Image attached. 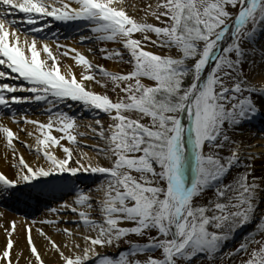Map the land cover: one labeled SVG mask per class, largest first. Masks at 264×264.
<instances>
[{
    "label": "snow or ice",
    "instance_id": "6c2138e0",
    "mask_svg": "<svg viewBox=\"0 0 264 264\" xmlns=\"http://www.w3.org/2000/svg\"><path fill=\"white\" fill-rule=\"evenodd\" d=\"M78 21L93 34L81 36L82 43L117 45L99 48L101 58L131 70L109 71L65 48L63 55L74 53L85 71L79 80L74 73L62 74L49 45L36 36L56 38L58 32L51 31L56 22ZM261 37L264 0H158L146 7L129 0H0V144L10 169V174L0 170V204H39L57 191L69 197L57 201L52 195L42 218L29 220L25 214L22 221L0 223L5 235L0 264H46L33 228L54 264H92L93 258L97 264H191L197 257L214 261L241 253L239 264H264V210L257 215L264 192V131L259 143L243 138V125L264 114V67L247 59L255 53L245 47ZM148 45L175 49L176 55L153 52ZM260 54L264 58V51ZM86 82L106 91L89 90ZM109 83L116 101L107 94ZM67 100L109 117L106 124L96 119L88 126L104 142L102 148L88 147L102 153L108 166L79 151L77 136L85 133L75 117L56 110ZM29 103L49 106L46 122L19 114L16 106ZM18 144L35 160H26ZM257 148L261 151H253ZM80 174L105 179L95 187L69 183ZM209 192L207 203H200ZM37 224L54 229L62 240ZM250 224L254 227L238 245L224 252ZM132 235L147 242H132ZM122 241L127 248L117 258L96 251L119 248Z\"/></svg>",
    "mask_w": 264,
    "mask_h": 264
},
{
    "label": "bare ground",
    "instance_id": "6f19581e",
    "mask_svg": "<svg viewBox=\"0 0 264 264\" xmlns=\"http://www.w3.org/2000/svg\"><path fill=\"white\" fill-rule=\"evenodd\" d=\"M147 2H148V0H129V4L130 5L132 3H135L137 5V7H146V3ZM156 3H157V0L152 5L155 6ZM129 10L131 11V8ZM143 15H144V12H142V11L140 13H138V16H143ZM14 18L17 19L18 21L21 19L20 16H16ZM148 22L153 23V24L157 23V21L154 18H151V17H149V21ZM83 23H85V22H83ZM83 23H82V21H78V22L73 23L71 26H68V25H63V24H60L59 22H56L51 29H54L52 32H58V34H61V36H65V35H67L70 32L68 30H72L76 26H79L80 24H83ZM62 26H63V28H62ZM16 27L18 29H24L25 32L27 31V27L26 26L24 27L23 24L18 23L16 25ZM65 27H67V30H64ZM43 34L44 33H40L38 35L40 36V35H43ZM87 35H89V34H87ZM24 38H25V35L22 32L21 33V40H23ZM27 38L29 40H31L33 37H32L31 34H29L27 36ZM36 38L38 39V37H36ZM136 38H140L139 35H137ZM152 38L155 39V36L152 35ZM88 41L91 43V45L87 46L88 48L85 46L86 50L80 49V47H78L76 45L77 42H81V37H79V38H77L75 40L71 36L66 41H62V42H58V41H56V42L43 41V42L47 43L49 45V47L51 48L53 54L55 52H57L58 49H59L57 47V45L64 46V47H60L62 49H59L62 54L65 51V48L76 49L78 52H80L83 55H85L89 59V61H91L94 65L103 66L105 69L110 70V71H119L120 72L121 69L118 66L119 63L121 65H125V63L117 62L115 60L102 59L101 58L102 54L98 51V49L101 48V47L112 49V48L118 47L117 45H115V44H113L111 42H99V41L90 40V39ZM262 43H263L262 44V50H264V42H262ZM249 45L252 46V47L254 46V44H249ZM249 45H247V46H249ZM89 49H92V51H89ZM148 49H151V50H155V49L163 50L164 48L148 45ZM251 49L254 50L253 48H251ZM90 52H93V55ZM44 55H45L44 53H41V58L42 59L44 58ZM55 56L57 57V60L59 62V66H60L62 74L71 72V73L75 74V76H76V78L78 80L80 79L81 73L84 72L85 70H84V68L82 66L77 65L75 60L72 59V56H74V53H69L68 56H64L63 55L62 57H60V55H55ZM258 56L259 55L255 56L256 63L258 65H260L261 67H264V59H262L260 57L258 58ZM244 68H245V71L247 72L248 71L247 68L246 67H244ZM123 73H125V72H123ZM97 77L100 79L99 75H97ZM257 79H258V77H257ZM17 83H19V82H17ZM111 88H112V85H111V83H109L108 84V88H107V94L110 96V98L113 101H116L112 97L113 92L111 91ZM92 90L96 91L97 93H104L106 91V89L104 87H102L101 85H99V84H97L96 86L94 85ZM20 95H27V93H20ZM77 103L79 104V102L67 100L65 102H62V103L58 104L57 107H56V110H58V109L61 110L62 108L63 109H68L69 108V109H71V111H74V110L77 109V105H76ZM24 105L16 106L18 108V110H19V114H21V115L26 114L30 119H36V120H39V121H42V122H46L47 121L48 117H46V115H45L46 112L44 111V109L42 107L41 108L38 107V108L34 109V108L29 106L30 108L26 109V108H24L25 107ZM24 111H26L28 113H24ZM83 114L87 115V116L88 115L89 116H98V117H100V120L102 122H105V123H107V121L109 119V117L106 114H104L102 112H99L98 110L97 111H91V110H86L85 109L83 111ZM133 117L136 118L135 116H133ZM4 122L5 123H9L10 126L13 127L14 130L16 129V125L11 124L8 121L7 115L4 116ZM251 122L254 123L253 120ZM87 123H88V121H87ZM247 124H250V123H246V125ZM83 125L86 128V125L85 124H83ZM83 125H80L79 131L86 134V130L81 127ZM20 127H24V125L21 124ZM256 128H259L260 133H257V134L260 136L261 132L264 131V130L261 131V128H264V126L260 125V126H258ZM247 129H248L247 127L243 126V131H245ZM244 133H245V136L243 138H245L248 143H259L260 142L259 141V136L255 137V138H250L251 137V133H255L254 131H249V132H244ZM53 134L54 135H58L55 132ZM20 136H21V139L27 140L29 143H34L30 138H28L26 136V134L21 133ZM238 138H240V137H238ZM81 142H86V141H82L81 140ZM17 147L20 148V151L25 155L26 160H28V161H34L35 160V156L33 154H31L30 152L26 151L24 148L20 147L19 144L17 145ZM81 150H83V149H81ZM253 151H261V149L257 148V149H253ZM83 153H85V151H83ZM57 154L59 155V153H57ZM87 154L90 157L93 156V155L91 156V153H87ZM3 156H4V147H3V144H0V170H3V171H5V172L10 174V169L4 163ZM92 158H93V163L99 162L101 165L103 163L105 164V166L109 165V162L103 161L104 157L95 158L93 156ZM259 174H260V172H259V161H257V173H256V175H259ZM100 177H102L100 174H96V175L80 174L78 179L73 178V179H71L69 181V183H75L77 185L83 186V185H86L85 184L86 181H88V180L92 181V180L100 178ZM249 179H251V177H249ZM99 183H101V182H99ZM99 183H96V185L99 184ZM93 187H95V186H93ZM59 192L60 191H57L54 194L45 195V196L41 197V200H40L39 204L35 200H30V201L27 202V204L20 203V202L13 203L12 201L10 203L6 202L4 204H0V211L4 212V219L0 220V223H6L7 221L12 220V219H17V220H20V221H22L24 219V218H21V216H20L23 213H21L20 211L19 212L14 211V209L12 208L14 206L15 207L20 206L22 209H24L26 211L25 214H27L29 220L42 218L43 217V212H44V205H45L46 201L50 200V198L52 199V195H56ZM66 196H67L66 199H68L69 198L68 195H66ZM260 196H261V199H263V194L262 193H260ZM260 200L258 201L259 206L261 204ZM37 208H39L38 211H41V213L38 214V212H35V213L32 212V211L36 210ZM17 213L19 215H16ZM36 227H43V230L46 233H48V235L52 236L53 239L56 240L58 243L62 240V237L58 236L55 233L54 229L50 228L49 226L37 224ZM61 227H64V226L61 225ZM32 235H33V237L35 239V243H36L37 248L40 250L41 254L43 255V258L46 261V264H54L55 257L52 256V253L48 252L46 255L44 254L45 253V241L43 240V238H41V237H39L37 235V233L35 232V228H33ZM4 241H5L4 232L2 230H0V245H3ZM24 244H25V241L23 239V236L21 235V237H20V247H23ZM96 251H97V249H96ZM25 255H27V251L25 252ZM21 264H24V261H21Z\"/></svg>",
    "mask_w": 264,
    "mask_h": 264
},
{
    "label": "rangeland",
    "instance_id": "374dc122",
    "mask_svg": "<svg viewBox=\"0 0 264 264\" xmlns=\"http://www.w3.org/2000/svg\"><path fill=\"white\" fill-rule=\"evenodd\" d=\"M156 0H148V2L146 3V6L148 4H153L155 3ZM158 2V0H157ZM83 23V22H82ZM26 25H24L25 27ZM27 27V26H26ZM91 26L90 25H87L86 23H83V24H80L79 26H76L75 28H73L72 30H70L71 32H69L67 35L65 36H61V34H58V36L56 38H49L48 34L44 33L43 35H38L36 37H38V39H41L43 41H46V42H62V41H66L69 37L72 36V38H74L75 40L81 36H85V37H89V36H92L93 34L88 31L87 29L90 28ZM64 29H67V27H65ZM54 29H51V31H53ZM89 34V35H87ZM89 39H86L83 43L82 42H77L76 45L78 47H80V49H83V50H86V47L87 46H90L91 43L88 41ZM262 42H264V37H261L260 39L257 40L256 44H254V46H250L249 44H246L245 47L246 48H253L254 49V53L255 55H249L247 57V59L249 61H255V56L256 55H259L258 58H262L261 57V51H264L262 50ZM249 45V46H247ZM86 46V47H85ZM88 48V47H87ZM59 49H62V48H59ZM58 49L57 52L54 53V55H60V57L63 56V54L61 53V51ZM256 49V50H255ZM148 50H151V49H148ZM153 52H156V53H159V54H162V55H172V56H175L176 55V50L175 49H172L171 51H169V49L167 48H164L163 50H160V49H155V50H151ZM92 55H93V52H90ZM264 59V58H262ZM256 62V61H255ZM119 68L121 69L120 72H128L131 70L130 68V65L128 64H125V65H121L119 63ZM244 67L247 68L248 70V65L245 64ZM110 71V70H109ZM97 79H99L98 77H96ZM250 79H251V76H250ZM143 83H149V81L147 79H144L142 81ZM97 85L95 83H92V82H86V87L89 89V90H92L93 86ZM112 97L114 98V100H117V95L115 93L112 94ZM77 109L74 110V111H71V109H61V110H57V111H63V112H66L68 113L69 115L73 116L76 118V123L79 125H83L85 124L86 125V128L85 126H81L82 128H84L86 130V134L83 135V136H77V138L79 139L78 141L80 142V145L82 147L79 148V151L83 153V151H85V153H91V156L93 155L95 158H99V157H104L102 153L98 154L92 147H88V146H96L98 148H102L104 147V142L98 137V136H95L94 137V134L90 131L89 129V125H95V120L96 119H100V117L98 116H87V115H84L83 114V111L85 110V107L83 106V104L81 102H79V104L77 103ZM25 107L24 108H38V107H42L43 109H46L47 107H49L47 104L45 103H29V104H25L24 105ZM30 106V107H29ZM82 111V112H81ZM24 113H28L26 111H24ZM46 117H48V113H45ZM134 118V117H133ZM88 121V123H87ZM141 122L143 123H148L149 120L148 118H143L141 120ZM254 123H250V124H244L243 126L247 127L248 129L245 130L244 132H249V131H254L256 133V136H259L257 133H260L259 131V128H256L260 125L264 126V114H261V115H258L254 120H253ZM105 123V122H104ZM106 124V123H105ZM264 130V128H261V131ZM82 141H86V142H81ZM83 149V150H81ZM92 156V157H93ZM104 160L103 161H107L105 158H103ZM108 162V161H107ZM103 166H105V164L103 163L102 164ZM134 175H137L135 173H133ZM105 177H100V178H97V179H94L92 181L88 180L85 182V184L88 186V187H93L96 185V183H99V182H102L104 181ZM263 194V199H261V204L259 206V209H258V212H257V215H259V212L260 210H264V192H262ZM211 195V193H206L205 194V197L203 200L200 201V203H207V199L208 197ZM57 198V201L59 200L60 197H63V199H66V194L64 192H61L58 196H55ZM51 198L50 200H47L46 203H50L51 202ZM39 208H37L35 210V212H38L41 213V211H38ZM34 212V213H35ZM37 214V213H36ZM37 214V215H38ZM16 215H19V214H16ZM21 218H24L23 215H20ZM64 227H75V225H63ZM254 227V224H250L248 225L246 228H244V230H242L241 232L237 233V236H236V239L232 242H229V244L227 245V247L223 250L224 252H230L232 251L237 245L238 243L240 242V237L244 234V232H248L250 231L252 228ZM129 239L132 241V242H137V243H146L147 242V238H140V237H137L135 235H132L129 237ZM127 248V245L123 243V241L121 242L120 244V247L117 248L115 246L113 247H110V248H99L97 247V252H99L101 254V256H104V255H108L112 258H117L118 257V254L120 251L122 250H125ZM151 253H148V254H144V255H140L138 258L139 259H144L146 255H149ZM155 255H159V253H155ZM243 254L241 253L240 255L236 256L235 258L233 259H229L227 256H224L223 259H220L219 257H217L214 261H209L208 259H205L203 257H197L195 259L192 260L191 264H239V261L241 259V256ZM92 264H97V261L95 258L92 259Z\"/></svg>",
    "mask_w": 264,
    "mask_h": 264
}]
</instances>
